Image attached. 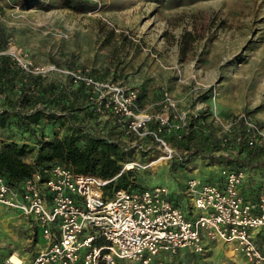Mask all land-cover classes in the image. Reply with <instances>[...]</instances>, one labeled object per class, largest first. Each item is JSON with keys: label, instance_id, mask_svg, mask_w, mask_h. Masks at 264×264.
<instances>
[{"label": "rangeland", "instance_id": "rangeland-1", "mask_svg": "<svg viewBox=\"0 0 264 264\" xmlns=\"http://www.w3.org/2000/svg\"><path fill=\"white\" fill-rule=\"evenodd\" d=\"M90 1L96 9L78 14L61 7L60 0H26L25 6L0 0V52L19 51L40 66L53 60L62 71L86 69L144 90L145 101L137 107L144 115L159 112L161 91L166 90L180 111H204L222 132L242 112L264 128V0ZM191 31L194 40L181 56L178 41ZM112 134L135 149L123 169L138 170L147 187L175 189L191 177L208 178L222 167V157L236 155L234 147L221 145L211 157H196L181 174L171 164L181 153L175 141L169 142L170 157L147 135L128 139L121 128ZM30 222L34 224L17 211L0 208V254H34L45 246L40 228L35 225L32 231ZM32 232L37 243L29 247ZM226 245L210 243L203 254L181 251L175 264H250ZM166 258L169 253L153 260Z\"/></svg>", "mask_w": 264, "mask_h": 264}, {"label": "built area", "instance_id": "built-area-1", "mask_svg": "<svg viewBox=\"0 0 264 264\" xmlns=\"http://www.w3.org/2000/svg\"><path fill=\"white\" fill-rule=\"evenodd\" d=\"M9 55L25 72H58L74 83L82 82L90 90L89 101L97 113L116 117L126 134L151 135L168 156L174 151L159 135L183 131L188 125L189 114L177 108L166 90L161 91L159 112L148 116L136 106L139 93L135 87L95 79L86 69L62 71L54 64L40 66L19 51ZM151 121L156 125L152 131L148 127ZM235 124L241 127L239 142L248 148L264 147V128L250 114H236L225 130ZM219 171L222 180L218 183L187 179L179 206L172 202L166 186L118 188L106 193L104 187L110 180L76 174L61 164L35 171L18 189L0 176V208L17 211L28 222L33 220L32 231L35 225L39 227L46 243L29 260L17 253L0 254V264H173V257L182 250L203 254L213 242L233 243L247 262L264 264V249L254 241L264 227V192L256 199H245L240 193L245 172ZM29 236L27 241L34 246L35 233ZM166 253L171 258L153 260Z\"/></svg>", "mask_w": 264, "mask_h": 264}, {"label": "trees", "instance_id": "trees-1", "mask_svg": "<svg viewBox=\"0 0 264 264\" xmlns=\"http://www.w3.org/2000/svg\"><path fill=\"white\" fill-rule=\"evenodd\" d=\"M12 1L25 6L26 0ZM60 1L61 7L78 14L92 12L97 7V3L90 0ZM194 37L192 31L180 36L181 56H185ZM51 64L57 66L53 60ZM90 75L107 81L96 73L90 72ZM57 76L55 72L46 75L25 72L14 65L9 54H0V131H5L0 140V176L5 182L18 189L35 171L43 172L61 164L76 174L110 180L104 187L106 193L118 188L143 190L151 187L143 186L135 168L122 169L135 149L129 142L115 137L112 131L121 128L125 132V127L116 117L110 114L102 117L96 112L89 101L90 90L82 82L74 83L68 75L65 81ZM138 93L136 106L139 108L145 101V93L144 90ZM207 117L204 111H199L188 116L185 130L163 131L159 135L168 144L175 141L181 151L171 162L173 168L183 174L181 169L188 163L198 156L211 157V151L221 150L224 142L225 146L234 147L236 155L222 157L218 163L222 166L220 169L244 171L246 177L240 193L245 199H256L264 192V179L256 180L260 175L264 178V147L248 148L238 141L241 136L238 124L222 132L211 120L207 121ZM103 118L106 120L101 122ZM148 125L151 131L156 127L152 121ZM126 135L128 139L138 137L134 133ZM147 136L155 141L151 135ZM220 169L201 179L218 183L222 180ZM184 190V183L170 189L175 205H180L178 200ZM254 241L256 244L264 241V233L256 235ZM180 254L173 257V263L180 261Z\"/></svg>", "mask_w": 264, "mask_h": 264}, {"label": "crops", "instance_id": "crops-1", "mask_svg": "<svg viewBox=\"0 0 264 264\" xmlns=\"http://www.w3.org/2000/svg\"><path fill=\"white\" fill-rule=\"evenodd\" d=\"M49 64H51V63H49ZM66 70V69H65ZM60 74V73H59ZM60 76V78L61 79H63V81H65V75H62V74H60L59 75ZM263 231H264V227L263 228H261L257 233H256V235H258V234H261V233H263ZM29 242V241H28ZM231 245H226L227 247H230V246H232L234 249H235V245L233 244V243H230ZM261 250L262 249H264V241H260L258 244H256ZM29 247H31V243H29ZM183 252H185V253H189V252H187V250H182ZM235 251H236V254H237V250L235 249ZM8 253H16V252H6V253H3L2 255H5V254H8ZM18 254V253H17ZM19 255V254H18ZM20 257H23L25 260H29L30 258H32V256H31V252L29 251V252H25V253H21L20 255H19ZM180 256H182V252H181V254H180ZM236 257V256H235ZM229 258V257H228ZM230 258H232V257H230ZM229 258V259H230ZM173 264H175V263H173Z\"/></svg>", "mask_w": 264, "mask_h": 264}, {"label": "bare ground", "instance_id": "bare-ground-1", "mask_svg": "<svg viewBox=\"0 0 264 264\" xmlns=\"http://www.w3.org/2000/svg\"><path fill=\"white\" fill-rule=\"evenodd\" d=\"M131 167V165H128V168H130Z\"/></svg>", "mask_w": 264, "mask_h": 264}]
</instances>
